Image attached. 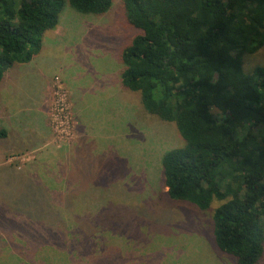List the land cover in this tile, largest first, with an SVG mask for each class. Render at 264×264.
Instances as JSON below:
<instances>
[{
    "label": "trees",
    "instance_id": "16d2710c",
    "mask_svg": "<svg viewBox=\"0 0 264 264\" xmlns=\"http://www.w3.org/2000/svg\"><path fill=\"white\" fill-rule=\"evenodd\" d=\"M115 1L0 0V90L30 96L25 83L17 88L24 79L9 70L28 65L43 50L41 38L61 23L64 7L101 21L104 28ZM118 7L130 36L116 69L120 88L134 95L149 116L174 125L182 139L181 146L161 157L166 194L213 212L215 246L235 264H263L264 65L248 68L246 60L264 47V0H119ZM42 98L43 90L41 103L32 104L30 96L26 112L21 111L33 131L36 119L31 117ZM6 137L0 132V147ZM81 145L50 149L36 159L44 168L36 161L28 169L0 168V183L12 181L10 173H15L14 185L29 186V203L46 214L41 240L35 237L42 229L34 221L36 210L23 212L33 243L18 239L20 252L27 243L45 244L44 253L69 254L72 263L68 242L77 232L75 207H86L79 202L87 198L79 194L87 190L76 187L89 160L77 152ZM75 170L78 179L72 177ZM55 243L57 250L51 248ZM9 244L14 248L13 240Z\"/></svg>",
    "mask_w": 264,
    "mask_h": 264
},
{
    "label": "rangeland",
    "instance_id": "374dc122",
    "mask_svg": "<svg viewBox=\"0 0 264 264\" xmlns=\"http://www.w3.org/2000/svg\"><path fill=\"white\" fill-rule=\"evenodd\" d=\"M118 3L104 28L101 21L67 5L61 23L42 36L43 50L28 65L9 70L24 79L17 88L26 84L32 104L40 102L43 90L44 138L36 150L26 146L0 156V168L28 169L50 149L70 144L83 143L77 152L89 160L81 179L80 172H72L77 190H87L79 193L87 195L79 202L86 207H75L77 232L68 242L72 263L69 254L44 253L45 244L27 243L19 251L18 239L33 241L23 212L39 207L29 203V186L14 185L11 172L12 181L0 183V264H235L215 246L213 212L171 200L165 192L161 157L181 146L182 139L174 125L149 116L134 95L120 88L116 69L130 36L123 30L126 20ZM246 62L248 68L264 65V47ZM9 95L0 90V122L14 110ZM5 131L0 123V132ZM41 162L39 168H44L43 161H36ZM52 170L48 168V173ZM34 221L42 227L35 237L43 240L46 214L36 210ZM8 240H13L14 248ZM30 247L36 253L25 252ZM58 247L55 243L51 248ZM30 255L31 261L26 259Z\"/></svg>",
    "mask_w": 264,
    "mask_h": 264
},
{
    "label": "crops",
    "instance_id": "0c3cea01",
    "mask_svg": "<svg viewBox=\"0 0 264 264\" xmlns=\"http://www.w3.org/2000/svg\"><path fill=\"white\" fill-rule=\"evenodd\" d=\"M12 95H9L8 102H11L13 104V111L12 113H9L7 117L3 119L0 123H4V126L7 129V137L6 141L8 143L7 146L2 152V155L7 154L8 152H15L19 151L21 149H26V146L28 150L38 149V146L42 142L44 136H43V130L45 126V122L43 119V114L45 111L46 103L42 104L39 107V109L35 110L37 113L36 115L40 117V120H36L35 124V131L28 128L29 124H31L30 121H28V115H22V112H26V105H30V102L28 101L30 96L26 98L18 97V95L11 90L10 91ZM43 99V98H42ZM25 100V101H22ZM18 103V104H16ZM41 103V101L39 102ZM17 105V106H16ZM22 111V112H21ZM38 139L37 141H35ZM2 142H5V139L2 140ZM2 147V146H1ZM0 147V149H1ZM1 155V156H2Z\"/></svg>",
    "mask_w": 264,
    "mask_h": 264
}]
</instances>
